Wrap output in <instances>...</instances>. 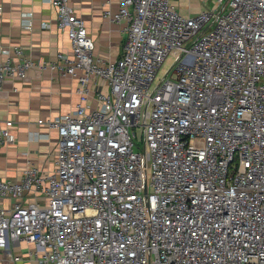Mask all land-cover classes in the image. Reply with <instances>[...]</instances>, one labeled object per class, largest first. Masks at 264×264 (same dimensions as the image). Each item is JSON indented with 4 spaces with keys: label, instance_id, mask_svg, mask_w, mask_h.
Returning a JSON list of instances; mask_svg holds the SVG:
<instances>
[{
    "label": "built area",
    "instance_id": "obj_1",
    "mask_svg": "<svg viewBox=\"0 0 264 264\" xmlns=\"http://www.w3.org/2000/svg\"><path fill=\"white\" fill-rule=\"evenodd\" d=\"M210 1L185 17L117 0L103 17L125 41L103 64L69 0H47L71 45L50 68L79 100L37 122L58 132L53 171L0 178V248L25 240L37 264H264V0ZM0 52L1 90L33 62ZM12 127L0 119V148Z\"/></svg>",
    "mask_w": 264,
    "mask_h": 264
},
{
    "label": "crops",
    "instance_id": "obj_2",
    "mask_svg": "<svg viewBox=\"0 0 264 264\" xmlns=\"http://www.w3.org/2000/svg\"><path fill=\"white\" fill-rule=\"evenodd\" d=\"M169 1L185 17L212 6L210 0ZM68 4L84 21L95 45L94 56L103 64L115 62L122 54L125 24L104 18L103 11L115 14L117 0H69ZM28 13H32L30 30L23 24ZM56 17L47 0H0V49L20 47L33 62L23 79L7 78L0 90V119L12 122L14 138L12 145L0 148V178L6 181L19 182L30 167L54 170L58 132L37 122L70 111L79 100L76 79L50 68L60 64L57 55L71 54L67 34L56 28ZM3 59L0 52V61ZM12 203L0 200V208L9 209ZM35 251L25 240L9 242L0 248V264H37Z\"/></svg>",
    "mask_w": 264,
    "mask_h": 264
},
{
    "label": "rangeland",
    "instance_id": "obj_3",
    "mask_svg": "<svg viewBox=\"0 0 264 264\" xmlns=\"http://www.w3.org/2000/svg\"><path fill=\"white\" fill-rule=\"evenodd\" d=\"M170 62H171V59L170 58H167L164 63L161 65L160 67V70L158 71L157 75H156V80L159 79V77L161 76V73L164 72L165 70H167L169 68V65H170ZM135 133H136V137H137V140L141 141V131L139 129H136L135 130Z\"/></svg>",
    "mask_w": 264,
    "mask_h": 264
}]
</instances>
